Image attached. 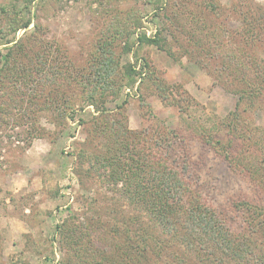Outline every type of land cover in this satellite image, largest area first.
<instances>
[{
  "label": "rangeland",
  "instance_id": "1",
  "mask_svg": "<svg viewBox=\"0 0 264 264\" xmlns=\"http://www.w3.org/2000/svg\"><path fill=\"white\" fill-rule=\"evenodd\" d=\"M260 76L264 0H0V264H126L111 225L136 213L103 168L125 130L182 136L191 188L264 261Z\"/></svg>",
  "mask_w": 264,
  "mask_h": 264
},
{
  "label": "trees",
  "instance_id": "2",
  "mask_svg": "<svg viewBox=\"0 0 264 264\" xmlns=\"http://www.w3.org/2000/svg\"><path fill=\"white\" fill-rule=\"evenodd\" d=\"M29 25L30 21L26 20L19 27L26 29ZM149 42L161 47L157 38ZM21 45V42L15 44L6 61L13 55L28 56ZM132 71L130 67L126 68V72ZM244 81L250 85L249 80ZM255 85L240 95L238 107L232 113L236 120L242 114L241 102L245 98L257 99ZM147 133V130L143 133L125 130L123 137L129 143L120 153L103 160L110 181L115 186L122 184L114 201L128 207V212L133 209L136 213L127 217L125 224L115 218L111 225V232L122 236L119 239L124 243L126 264H248L251 259L257 260L255 264L264 263L253 249L252 240L241 235L237 244L225 222L199 200L197 189L191 188L188 181L193 180L191 183L194 184V178L198 179V176L190 172L192 160L183 137L171 131V138L152 139V151H148L151 145L147 150L133 147L134 138L138 140ZM206 143L213 142L208 140ZM178 145L179 149L176 148ZM251 209L255 224L251 222L249 226L255 228L256 234L260 233L261 238L257 241H264V211L255 206ZM121 259L114 256L110 264H125Z\"/></svg>",
  "mask_w": 264,
  "mask_h": 264
}]
</instances>
